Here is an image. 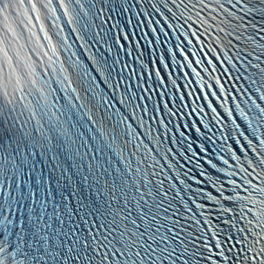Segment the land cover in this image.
Listing matches in <instances>:
<instances>
[{
  "label": "snow or ice",
  "instance_id": "obj_1",
  "mask_svg": "<svg viewBox=\"0 0 264 264\" xmlns=\"http://www.w3.org/2000/svg\"><path fill=\"white\" fill-rule=\"evenodd\" d=\"M4 3L5 0H0V7ZM103 3L97 14L99 0H66L70 13L75 16L73 22L86 23L89 29L95 27L100 35L90 33L87 39L92 43L77 49L76 55L86 65L73 80L79 95L57 89L53 106L56 115L77 129L78 137H82L80 144L94 146L87 151L99 153L106 147H102L99 137L101 130L123 134L130 126L148 143L145 132L139 127V111L135 117L131 114L137 105L141 110L147 105L149 115L144 120L154 121V129L161 122L167 126L165 143L170 149L167 158L185 180V185L178 186L183 192L191 184L187 190L194 198L203 194L204 198L197 202L205 205L202 211L207 214L208 222L201 220L203 229L196 231L195 238L188 234V241L195 239V243L191 247L188 241L173 244L167 249L169 255L177 252V264H264V228L258 231L247 221L241 222L235 201L225 200L218 206L207 198L208 193L219 196L210 180L224 184V196L240 191L225 182L231 179L240 184L241 180L236 176H223L221 170L226 165L222 161H227L231 171L239 172L235 167L239 164L245 170L239 172L240 177L264 187V147H261L264 78L255 84L252 82L258 72L264 70V63L252 60V64L260 67L251 73L240 64L230 65L215 44H209L211 37L204 39L197 25H191L195 34L188 31L187 26L178 28V13L172 0H133L131 4L128 0H112L110 10L109 0ZM258 3L260 7L255 12L260 20L252 19L253 12L248 9L253 6L248 0H231L235 7L227 2L225 7L239 17L237 27L254 26L249 27L248 35L264 37V0ZM78 4L82 8H78ZM37 7L50 35L56 37L62 30H68L58 0H51L50 4L37 0ZM77 11H82L87 21L76 16ZM92 20L98 23L93 25ZM181 31L187 33V39ZM234 44L236 47L228 55L234 52L240 56L239 42ZM107 45L111 46L110 51ZM85 50L97 60L104 72L103 78L88 60ZM248 50L253 51L251 46ZM209 75L213 79H209ZM198 77L207 82L203 88ZM121 92L124 103L120 100ZM225 102L231 107L230 115L224 109ZM245 113L249 114L247 119L253 121L261 118L260 123L250 128ZM124 119L128 125L121 128ZM76 121L82 122L86 131L81 132ZM14 125V120L0 122V150L8 156L9 170L14 173L5 181L0 172V264H33L34 261L35 264H68L70 259L76 264L81 261L87 264L91 259L90 249L105 261L109 259L110 250L123 251L115 249L110 241L105 242L103 236L107 233L101 234L104 222L97 223L102 210L99 190L87 179L92 169L81 168V164L86 165V158L71 151L64 154L60 145L42 144ZM159 131L163 133L164 129ZM242 186L251 191L247 183ZM188 203L191 205V201ZM222 208L232 211L222 213ZM191 211L197 213L195 207ZM248 216L251 219L250 213ZM144 227L147 230V225ZM157 252H164V248ZM94 264L101 261L95 260ZM115 264L120 262L115 261ZM168 264H173V260H168Z\"/></svg>",
  "mask_w": 264,
  "mask_h": 264
}]
</instances>
